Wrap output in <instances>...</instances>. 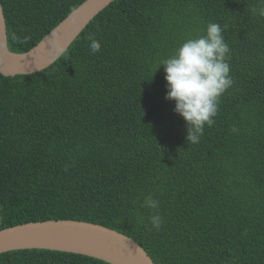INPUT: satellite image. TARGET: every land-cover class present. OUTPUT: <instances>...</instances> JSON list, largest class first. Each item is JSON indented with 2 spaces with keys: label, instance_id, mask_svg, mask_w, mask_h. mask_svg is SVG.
Here are the masks:
<instances>
[{
  "label": "trees",
  "instance_id": "obj_1",
  "mask_svg": "<svg viewBox=\"0 0 264 264\" xmlns=\"http://www.w3.org/2000/svg\"><path fill=\"white\" fill-rule=\"evenodd\" d=\"M83 1L0 0L8 48L27 51ZM261 6L114 0L48 67L0 74V229L75 219L132 238L154 264H264V17L252 11ZM209 22L223 29L233 85L191 144L159 62ZM149 195L158 209L142 206ZM0 264L109 263L19 249Z\"/></svg>",
  "mask_w": 264,
  "mask_h": 264
},
{
  "label": "water",
  "instance_id": "obj_2",
  "mask_svg": "<svg viewBox=\"0 0 264 264\" xmlns=\"http://www.w3.org/2000/svg\"><path fill=\"white\" fill-rule=\"evenodd\" d=\"M114 0H84L35 45L24 52L7 46L0 3V74H30L51 65L102 9ZM49 249L87 255L109 264H154L132 238L101 224L75 219L33 221L0 229V253Z\"/></svg>",
  "mask_w": 264,
  "mask_h": 264
},
{
  "label": "clouds",
  "instance_id": "obj_3",
  "mask_svg": "<svg viewBox=\"0 0 264 264\" xmlns=\"http://www.w3.org/2000/svg\"><path fill=\"white\" fill-rule=\"evenodd\" d=\"M260 4L252 11L264 17V0ZM222 33L218 23L209 22L203 35L186 39L172 55L159 62V67L164 66L165 99L174 102L173 111L185 121L186 141L191 144L200 142L205 126L214 125L220 98L233 85L228 63L230 48ZM88 39L91 52H99L100 42L94 36ZM142 206L158 209L159 202L149 195ZM149 221L159 230L163 218L154 214Z\"/></svg>",
  "mask_w": 264,
  "mask_h": 264
}]
</instances>
